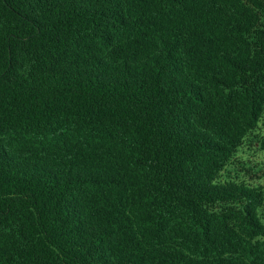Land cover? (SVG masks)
<instances>
[{
  "label": "trees",
  "instance_id": "1",
  "mask_svg": "<svg viewBox=\"0 0 264 264\" xmlns=\"http://www.w3.org/2000/svg\"><path fill=\"white\" fill-rule=\"evenodd\" d=\"M252 135L264 0H0V264H264Z\"/></svg>",
  "mask_w": 264,
  "mask_h": 264
},
{
  "label": "rangeland",
  "instance_id": "2",
  "mask_svg": "<svg viewBox=\"0 0 264 264\" xmlns=\"http://www.w3.org/2000/svg\"><path fill=\"white\" fill-rule=\"evenodd\" d=\"M259 130L257 133H261ZM256 136H250L238 153L234 166L228 167L225 177L240 178L264 185V150Z\"/></svg>",
  "mask_w": 264,
  "mask_h": 264
}]
</instances>
